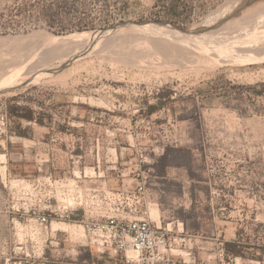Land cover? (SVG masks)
I'll list each match as a JSON object with an SVG mask.
<instances>
[{"label":"rangeland","instance_id":"rangeland-1","mask_svg":"<svg viewBox=\"0 0 264 264\" xmlns=\"http://www.w3.org/2000/svg\"><path fill=\"white\" fill-rule=\"evenodd\" d=\"M239 1L0 0V84L53 71L69 50L72 54L84 44L79 39L57 46L43 33L112 31L101 35L102 47L108 48L88 51L73 66L0 88V264H119L87 245L86 235L52 227L54 221L73 222L54 216L47 225L38 220L50 212V191L60 192V183L94 169L78 166L69 152L40 165L36 154L43 144H36L32 162L37 171L30 174L25 140L17 130L29 128L32 116L34 127H47L50 134L68 128L97 138L107 125L131 142V133L136 135L148 151L151 192L160 201L170 197L172 218L164 222H184L179 235L174 225H182H170L178 237L172 247L178 264H264V52L250 46L256 41L245 42L252 39L247 26L257 21L256 28L264 27V0L228 15ZM127 20L167 22L183 29L210 25L224 36L214 32L202 42L189 38L192 43L161 32L116 34L112 28ZM83 25L89 28L79 30ZM55 96L64 107L52 105ZM73 105L82 106L81 113ZM99 149L104 169L107 149L102 143ZM123 150L122 158L118 149L121 168L134 157L129 148ZM109 151L108 159L115 160L116 151ZM20 178L28 184L14 185ZM107 185L118 189L121 181L111 178ZM51 202L55 205L56 198ZM226 241L240 243L242 255H221Z\"/></svg>","mask_w":264,"mask_h":264},{"label":"built area","instance_id":"built-area-1","mask_svg":"<svg viewBox=\"0 0 264 264\" xmlns=\"http://www.w3.org/2000/svg\"><path fill=\"white\" fill-rule=\"evenodd\" d=\"M2 119L4 124L5 118ZM131 134L133 142L106 125L102 137H85L67 128L54 130L48 140L43 139L41 151L36 154L41 165L60 152H69L71 158L77 157L78 166L94 171L81 170L71 183L59 184L60 192L50 191L47 199L50 212L39 216L38 220L47 225L54 216L82 225L87 245L100 256L110 255L119 264H178L172 248L178 237L172 235V222H157L152 217V209L159 205V199L151 192L148 151L137 142L136 135ZM100 143L107 149L104 169H101ZM127 148L132 149L134 157L124 161L121 168L123 163L119 162L118 149L123 158V149ZM110 149L116 151L115 160L108 159L112 157ZM111 178L121 181L120 188L108 187ZM61 180H51V183ZM53 197L57 200L55 205L51 202ZM177 227L179 235L184 230ZM220 253L223 255L226 251L221 248Z\"/></svg>","mask_w":264,"mask_h":264},{"label":"bare ground","instance_id":"bare-ground-1","mask_svg":"<svg viewBox=\"0 0 264 264\" xmlns=\"http://www.w3.org/2000/svg\"><path fill=\"white\" fill-rule=\"evenodd\" d=\"M208 22V21H207ZM206 22V23H207ZM200 24V23H199ZM201 25V24H200ZM200 25H198L199 27L198 28H194L193 30L194 31H196V34H191V35H187V34H184L183 32H181V31H179V30H177V29H175L173 26H171L170 24H162V23H154V22H150V23H146V24H131V25H127V26H123V27H120V28H118L115 32H116V34H120V33H122V35L121 36H123L125 33L123 32L124 30H133L134 32H139V34L137 33V35H139L140 36V34L142 35V33H140V32H145V31H147V32H151V33H155V32H161V33H166L167 35H171L172 37H177L178 39L179 38H183V39H189V38H194V40H198V41H200V42H202V41H205L204 39H207V38H210L211 39V37L213 36V34H214V32H215V34L217 33V35L216 36H218L219 34H221V33H219L218 34V29H209V27H210V25L209 26H207V25H205V26H207L208 28H205L204 29V27L203 28H201L200 27ZM203 26V25H202ZM250 26L251 27H246V30L245 31H247L246 32V35H250V37L252 38V39H250V41L249 40H247V41H245V42H254V41H256V43H253L252 45H250V46H253V48L255 49V48H257V50H258V52H264V27H258V28H256L257 27V21H254L252 24H250ZM208 29V30H207ZM245 29V28H244ZM243 29V30H244ZM238 30V29H237ZM112 31H107L106 33H105V35H109L110 33H111ZM127 32V31H126ZM131 32V31H130ZM221 32V31H220ZM226 32V31H225ZM241 32V31H240ZM242 32H244V31H242ZM128 33V32H127ZM160 33V34H161ZM230 33V32H229ZM115 34V35H116ZM146 34L147 33H145V35L143 34V36H146ZM159 34V35H160ZM214 34V35H215ZM223 34V36H224V32L222 33ZM221 34V35H222ZM226 34H228V33H225V36H226ZM236 34V33H235ZM43 35L45 36V38L46 39H48V41H51V42H53L55 45H62V44H66V43H72L73 41H76V40H79V39H84V44H82L83 46H82V49H78L79 47H77V45L75 46V47H77V50H74V49H72V52H73V50H74V52L71 54V51L69 50V56H65L63 59H62V61H61V63L60 64H58V65H56V66H54L53 68V71L51 70V69H45V70H51V71H47V72H42V73H39L38 75H36V74H27L25 77L23 76V77H21L22 79H19V80H17V82H15V81H13V82H7V79L5 80V82H1V84H0V88H12V87H15L16 85H18V84H20V83H22V82H24V83H28V82H31V81H35V80H37V79H39V78H41L42 76L44 77V76H47V75H53L55 72H58L60 69H62V68H64V67H66V66H69V65H71V66H73L72 64H73V62L75 61V60H77V59H79L82 55H84V54H86L89 50H88V47L92 44V41L93 40H97L96 42H95V44H93V47L90 49V52L92 51V50H96V48H98V47H102V45H103V39H101L102 38V36L100 35V33H98V32H78V33H73V34H70V35H67V36H58V35H54V34H52V33H48V32H46L45 34L43 33ZM104 35V36H105ZM131 35H132V33H131ZM149 35V34H148ZM154 36L156 35V33L155 34H153ZM234 35V34H233ZM232 35V36H233ZM110 36V35H109ZM109 36H108V40H109ZM111 36H113V35H111ZM152 35L150 34V37L149 38H152L151 37ZM157 36H158V34H157ZM231 36V37H232ZM125 37H127V36H125ZM141 37V36H140ZM162 37V36H161ZM163 37H165V36H163ZM162 37V38H163ZM171 37V38H172ZM229 37V36H228ZM115 38V37H114ZM154 38H156V37H154ZM167 38V37H166ZM170 38V40H172ZM176 38V39H177ZM213 38H215V37H213ZM212 38V39H213ZM226 38L227 37H225V38H223L224 40H226ZM111 39H113V38H110V40ZM159 39H160V36H159V38H158V41H159ZM164 39V38H163ZM168 39V38H167ZM109 40V41H110ZM153 40V39H152ZM161 40V39H160ZM165 40V39H164ZM181 40V39H180ZM214 40V39H213ZM218 40H220V38L218 39ZM217 40V41H218ZM261 40V41H260ZM169 41V40H168ZM173 41V40H172ZM171 41V42H172ZM189 41H190V39H189ZM222 41V40H221ZM79 42V41H78ZM78 42H77V44H78ZM82 42V41H81ZM105 42V41H104ZM190 42H192V41H190ZM206 42H207V40H206ZM223 42V41H222ZM226 42H228V40L226 41ZM192 43H194V42H192ZM205 42H203V44H204ZM224 43V42H223ZM102 44V45H101ZM108 45V43H104V45ZM169 44H171V43H169ZM206 45H207V43H205ZM249 44V43H248ZM197 45H199V44H197ZM200 45H202V44H200ZM211 45V44H210ZM232 45L233 44H231L230 45V42H229V44L227 45L228 47L229 46H231V48L230 49H232L233 47H234V45H233V47H232ZM238 45H239V43H238ZM192 46H195V44H193ZM203 46V45H202ZM202 46H199L200 48L202 47ZM211 46H213V44L211 45ZM215 46V45H214ZM217 46V45H216ZM226 46V48H228ZM240 46H241V43H240ZM242 46H244V45H242ZM246 46H247V43H246ZM204 47H205V49H206V46L204 45ZM222 47V46H221ZM72 48V47H71ZM74 48V47H73ZM81 48V47H80ZM105 47H102L101 48V50H103ZM106 48H108V46L106 47ZM105 48V49H106ZM199 48V49H200ZM207 48H208V46H207ZM216 48V47H215ZM235 48V47H234ZM253 48H250L251 49V51H253V52H255L254 51V49ZM198 49V50H199ZM210 49V48H209ZM236 49H239V47L238 48H236ZM236 49H235V51H236ZM250 49L249 48H245V49H239V51H250ZM88 50V51H87ZM201 50V49H200ZM207 50V49H206ZM215 50V49H214ZM98 51V50H97ZM205 51V50H204ZM208 51V50H207ZM217 51V50H216ZM220 51H223V50H220ZM229 49H228V53H229ZM250 51V53H252V55L254 54L253 52H251ZM93 52V51H92ZM212 52V51H211ZM219 52V50L217 51V53ZM225 52V51H224ZM231 52V51H230ZM236 52H238V51H236ZM258 52H256V54L258 53ZM222 53V52H221ZM226 53V52H225ZM232 53V52H231ZM230 53V54H231ZM67 54V53H66ZM211 55H213L212 53H210ZM247 54H249V52L247 53ZM246 54V55H247ZM255 54V55H256ZM242 55V54H241ZM245 55V54H244ZM215 56V55H214ZM249 56H250V54H249ZM262 56V55H261ZM264 56V55H263ZM262 56V57H263ZM216 57V56H215ZM252 57V56H251ZM260 57V56H259ZM231 58V57H230ZM246 59V58H245ZM227 60V59H226ZM251 60V59H250ZM216 61H217V59H216ZM220 61V60H219ZM246 61V60H245ZM261 70V69H260ZM56 74V73H55ZM10 75V74H9ZM8 75V76H9ZM12 75V74H11ZM15 75V74H14ZM13 75V77H15ZM19 75V74H18ZM1 81V80H0ZM1 90V89H0ZM2 91V90H1ZM1 157V156H0ZM3 158H4V160L5 161H3V166H1V172H2V176L3 177H5L6 176V170H7V164H6V156L5 155H3ZM2 165V164H1ZM80 174V173H79ZM13 184L14 185H19L20 186V184L21 185H27L28 184V181L26 180V179H24V178H20V179H14L13 180ZM159 210V209H158ZM158 210H156V212L154 213L153 212V215H155V216H153V217H157L156 219H158L159 217H158V215L160 214L159 212H158ZM158 221H160L159 219H158ZM53 230L55 231V230H68V231H70V232H72V233H76L77 235L79 234V235H81V236H85V233H84V227L82 226V225H69L68 223H60V222H56V221H54L53 222ZM75 234V235H76ZM78 237V236H77Z\"/></svg>","mask_w":264,"mask_h":264},{"label":"crops","instance_id":"crops-1","mask_svg":"<svg viewBox=\"0 0 264 264\" xmlns=\"http://www.w3.org/2000/svg\"><path fill=\"white\" fill-rule=\"evenodd\" d=\"M68 101L69 100H67V102ZM52 103H53L52 104L53 106L54 105L58 106L60 103H63V101H60V98L55 96ZM61 107H64V106H62V105L60 106L59 105V108H61ZM72 108L73 109H77L78 113L79 112L81 113V111H82L81 110L82 106H79V105H73ZM35 120H36V118H34L33 116L29 117V123H28L29 124V128L25 127L24 135H19L25 140L24 141L25 156H26L25 157V161H26L25 164H27V167H30V168H28L29 171L31 172L30 174H36V171H37V170H35L36 169V165L32 162V157H33V153L32 152H33V149L35 148V145L36 144L37 145L38 144H42L43 139L46 138L48 140V137L50 136V132L47 130V127H44V126L43 127H39V128L34 127V124H36ZM130 150H132V149H130ZM153 195L156 196L154 193H153ZM156 207H158V209L160 210L159 220L164 222L167 218H172V217H170V214L173 213L171 211L172 208L170 206V197H165L161 201L159 200V205L153 207V209H155ZM176 221H178V224L182 225V228H183L184 222L180 221L179 219H174L172 221V223L175 224ZM174 226L177 227V224H175ZM179 228H180V226H179Z\"/></svg>","mask_w":264,"mask_h":264},{"label":"water","instance_id":"water-1","mask_svg":"<svg viewBox=\"0 0 264 264\" xmlns=\"http://www.w3.org/2000/svg\"><path fill=\"white\" fill-rule=\"evenodd\" d=\"M258 0H241L239 1L235 7H233L228 15H231V14H234V13H238L240 12L242 9L248 7L249 5L253 4L254 2H256ZM227 15V16H228ZM150 22H154V23H162V24H170V23H167V22H155V21H141V22H136V21H132V20H127V21H123V22H120L118 24H116L112 29L113 30H117L118 28L120 27H123V26H127V25H131V24H146V23H150ZM171 26H173L175 29L183 32L184 34H187V35H191V34H196V31H194L193 29H183V28H180L178 26H175V25H172L170 24ZM106 31H101V35H103ZM95 33V32H94ZM97 40H93L92 41V44L88 47V50L90 51V49L93 47V44H95ZM87 50V51H88Z\"/></svg>","mask_w":264,"mask_h":264},{"label":"trees","instance_id":"trees-1","mask_svg":"<svg viewBox=\"0 0 264 264\" xmlns=\"http://www.w3.org/2000/svg\"><path fill=\"white\" fill-rule=\"evenodd\" d=\"M89 27L86 25L78 27L79 30H85L88 29ZM154 106L150 108V111H153ZM17 134L19 135H24V132L22 130H17ZM225 251L228 255L232 256H241L242 255V245L238 243L237 241H226L224 244Z\"/></svg>","mask_w":264,"mask_h":264}]
</instances>
